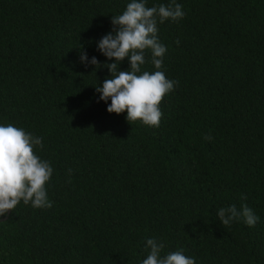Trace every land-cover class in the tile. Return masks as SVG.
I'll list each match as a JSON object with an SVG mask.
<instances>
[{"label": "trees", "instance_id": "obj_1", "mask_svg": "<svg viewBox=\"0 0 264 264\" xmlns=\"http://www.w3.org/2000/svg\"><path fill=\"white\" fill-rule=\"evenodd\" d=\"M128 2L0 0V123L41 137L53 168L52 207L21 202L0 221V264H141L149 238L195 264H264V0H175L184 18L157 24L177 82L158 127L98 102L114 58L96 41ZM231 204L255 226L225 228L216 211Z\"/></svg>", "mask_w": 264, "mask_h": 264}, {"label": "clouds", "instance_id": "obj_2", "mask_svg": "<svg viewBox=\"0 0 264 264\" xmlns=\"http://www.w3.org/2000/svg\"><path fill=\"white\" fill-rule=\"evenodd\" d=\"M147 0H129L123 12L113 15V30L96 41V48L107 60L111 75L102 84L96 85L98 102L107 105L109 113H124L129 123L140 121L150 127H158L162 112L160 102L174 90L176 81L167 79L161 71L166 47L159 42L157 24L166 20L184 18L182 5L175 0L147 7ZM178 43V42H177ZM151 53V64L156 71H141L145 64V51ZM128 58L129 68L121 71L120 63ZM80 63L86 67H101L96 56L89 58L81 50ZM111 101L108 103V101ZM41 137L34 136L21 127L0 123V217L23 202L33 208H51L46 183L53 174L49 161L42 159L34 149H43ZM246 199V197H242ZM218 221L227 228L234 222L243 221L254 227L259 217L246 204L238 209L235 204L220 207L216 211ZM165 245L162 241L149 238L145 242L148 250L141 264H195V259L182 250L161 255Z\"/></svg>", "mask_w": 264, "mask_h": 264}, {"label": "water", "instance_id": "obj_3", "mask_svg": "<svg viewBox=\"0 0 264 264\" xmlns=\"http://www.w3.org/2000/svg\"><path fill=\"white\" fill-rule=\"evenodd\" d=\"M10 212H11V210H8V212H7V216L4 217V218H1L0 221L6 220V219L8 218V216H9Z\"/></svg>", "mask_w": 264, "mask_h": 264}]
</instances>
